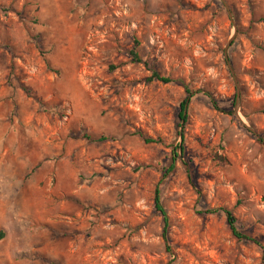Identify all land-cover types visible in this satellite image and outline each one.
<instances>
[{"label": "rangeland", "instance_id": "rangeland-1", "mask_svg": "<svg viewBox=\"0 0 264 264\" xmlns=\"http://www.w3.org/2000/svg\"><path fill=\"white\" fill-rule=\"evenodd\" d=\"M0 264H264V0H0Z\"/></svg>", "mask_w": 264, "mask_h": 264}, {"label": "trees", "instance_id": "trees-1", "mask_svg": "<svg viewBox=\"0 0 264 264\" xmlns=\"http://www.w3.org/2000/svg\"><path fill=\"white\" fill-rule=\"evenodd\" d=\"M130 55L132 56V60L134 62H141V58L138 55L136 48H133L130 51ZM148 82H152V81H158V82H162V83H172V82H179L180 84H182L183 88H184V92H185V96L184 98L179 102V106H178V113H177V118H178V126L179 128L183 129L186 122H187V117H188V105L191 102L192 97L195 94V91H193L188 85H186L183 81L181 80H175L172 78H169L167 76L161 75L159 72L152 70L151 71V75L148 77ZM211 102V101H210ZM240 127H243L242 124L240 122H238ZM139 134V133H138ZM179 136H181L182 140H183V135L181 132L178 133ZM139 136L141 138H143V140L147 143H155V142H161V139H152L150 137H144L141 134H139ZM83 137L85 139L88 140H93V141H98V142H105L108 140H112L113 137L110 136H104V135H100L97 137H94L88 133L83 134ZM178 151L180 152V154H183V147L182 144L178 145L177 147ZM174 152V151H173ZM176 157H180L181 155L177 154L176 152L174 153ZM174 166V159L171 160L170 163V170L171 171L173 169ZM154 210L160 215L161 217V221H162V238L164 240V243L166 245V247L169 250V247L171 246L170 244V236H169V228H170V220L167 214V210L165 209V207L163 206L162 203V199H161V195L159 190L155 191V197H154ZM223 213L225 214L226 217V221L229 227V230L231 231V234L238 240V241H251L254 243H257V240H255L254 238L250 237L249 235L239 231L238 226H237V221L234 217V215L232 214L231 210L228 209H222ZM203 213L205 214H213L216 213L215 210L213 209H207L205 211H203Z\"/></svg>", "mask_w": 264, "mask_h": 264}]
</instances>
